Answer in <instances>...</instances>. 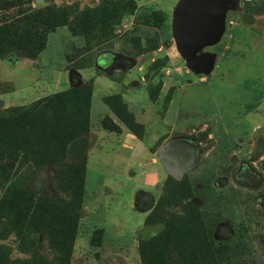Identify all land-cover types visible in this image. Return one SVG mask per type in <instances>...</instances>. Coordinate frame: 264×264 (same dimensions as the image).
Instances as JSON below:
<instances>
[{
  "label": "rangeland",
  "instance_id": "obj_1",
  "mask_svg": "<svg viewBox=\"0 0 264 264\" xmlns=\"http://www.w3.org/2000/svg\"><path fill=\"white\" fill-rule=\"evenodd\" d=\"M29 1L82 12L83 34L58 27L36 58L10 56L1 24L12 11H0V115L79 87L88 125L63 162L32 150L13 181L5 160L14 152L2 147L0 264H57L51 242L66 233L69 264H141L140 246L165 229L164 216L198 222L221 246L220 264H264V0H232L220 40L202 51L214 58L207 75L192 73L176 49L179 0ZM123 130L148 150L146 163L157 154L163 175L141 174L140 149L117 142ZM83 157V194L68 225L69 189L81 184L70 183L68 166Z\"/></svg>",
  "mask_w": 264,
  "mask_h": 264
},
{
  "label": "trees",
  "instance_id": "obj_2",
  "mask_svg": "<svg viewBox=\"0 0 264 264\" xmlns=\"http://www.w3.org/2000/svg\"><path fill=\"white\" fill-rule=\"evenodd\" d=\"M0 11H12L3 15L1 24L6 54L10 56L36 58L45 47L46 35L58 27L68 26L75 35L82 33H77L82 12L55 5L33 9L29 0H0ZM88 17H92L91 12ZM79 89H68L45 99L41 109L39 106L43 102L36 100L26 107L12 109L5 117L0 115V137L3 136L0 138V151L6 146V151L14 152V157L5 160L9 170L7 180H14L22 158L30 155L32 150L47 156L42 159H48L50 155L59 156L53 162L54 166L65 160V155L73 148V137L85 134L88 125L89 96H76ZM16 129L20 131L18 142L11 139L17 133ZM32 146L34 149H31ZM85 159L86 157H83L82 161L78 160L76 164L68 166L70 183L73 184L77 178L81 183L78 189L74 185L69 189L72 212H69L65 219L68 225L77 219L75 210L79 209L83 194ZM157 211L158 207L155 213ZM193 220L186 224H175L164 216L162 221L165 223V229L140 246L141 264H220V255L223 252L221 246L216 245L214 240L206 235L204 228ZM71 242L72 238H69L68 233L51 242L57 255V264H69ZM168 253H175L178 260L167 261Z\"/></svg>",
  "mask_w": 264,
  "mask_h": 264
},
{
  "label": "water",
  "instance_id": "obj_3",
  "mask_svg": "<svg viewBox=\"0 0 264 264\" xmlns=\"http://www.w3.org/2000/svg\"><path fill=\"white\" fill-rule=\"evenodd\" d=\"M232 0H179L172 15V36L186 67L196 75H207L214 68V58L202 51L218 43L224 30ZM70 83H80L79 74L70 73Z\"/></svg>",
  "mask_w": 264,
  "mask_h": 264
},
{
  "label": "crops",
  "instance_id": "obj_4",
  "mask_svg": "<svg viewBox=\"0 0 264 264\" xmlns=\"http://www.w3.org/2000/svg\"><path fill=\"white\" fill-rule=\"evenodd\" d=\"M110 135L107 134L108 141H110L112 137H109ZM117 139V138H116ZM118 144H120V147L129 152V153H134V152H138L140 149V153L138 152V156L139 158V163L137 165V168H139L142 172L144 173H149L153 176V179H157L159 176L163 175V170L161 169L160 166L157 165V154H154L155 159H153V161L151 163H146L145 162V158L146 156H148V150L143 146V144L131 133H129L128 131H121L120 137L119 139H117ZM100 145L98 147H96L95 149L99 148ZM138 150V151H137ZM92 153L94 152H90V155H92ZM140 154V155H139ZM88 157V159H89ZM88 159H87V164H88ZM143 173V174H144ZM108 189V188H107Z\"/></svg>",
  "mask_w": 264,
  "mask_h": 264
}]
</instances>
